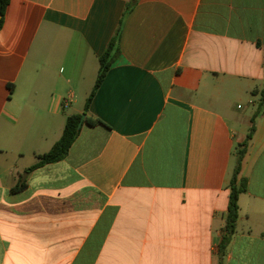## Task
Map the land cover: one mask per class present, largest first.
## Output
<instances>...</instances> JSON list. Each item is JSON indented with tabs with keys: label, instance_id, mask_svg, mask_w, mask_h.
<instances>
[{
	"label": "crops",
	"instance_id": "crops-1",
	"mask_svg": "<svg viewBox=\"0 0 264 264\" xmlns=\"http://www.w3.org/2000/svg\"><path fill=\"white\" fill-rule=\"evenodd\" d=\"M117 32L120 53L85 114L103 125L83 122L68 155L14 193L84 113ZM263 86L264 0H10L0 264H218L235 149ZM255 129L223 264H264V112Z\"/></svg>",
	"mask_w": 264,
	"mask_h": 264
},
{
	"label": "trees",
	"instance_id": "trees-1",
	"mask_svg": "<svg viewBox=\"0 0 264 264\" xmlns=\"http://www.w3.org/2000/svg\"><path fill=\"white\" fill-rule=\"evenodd\" d=\"M133 1L136 2L137 0H133ZM9 3H10V0H0V30L3 28L5 14H6V10L8 8ZM119 41H120V34L119 32H117L116 36L109 43L105 53L100 58V69L98 72L97 80H96V83L92 90L91 95L86 101L83 114H87L91 101L93 97L95 96V93L101 86L110 67L112 66L116 57L120 53ZM9 89L11 92H13L12 85H9ZM257 94L259 95V99L255 103L256 111L251 118L252 126L249 130V134L245 142L235 149L236 154L238 156V162L233 171L232 178H231L230 185H229L230 196H229L228 210L226 214V224H225V227L223 228L222 239L217 246L218 264H223V260L226 255V250L229 244L231 243L233 236L236 233L237 223H238V219L240 215V208H239L238 200H239L240 195L247 191L246 180L243 178H240L241 165H242L244 156L246 155L248 144L252 140L255 134V130H256L255 120L261 113L264 112V86L258 93L255 92L254 95H257ZM83 114H74L67 118L65 129H64L63 135L60 138V140L51 148L49 152L39 156V162L37 164L33 165L32 167L26 170L25 175L22 177L23 179L21 181V184L15 187L14 189H12L14 193L25 189L26 187L25 176L27 174L31 173L35 169L42 167L46 164L59 162L68 155L72 145L74 144L75 140L77 139L79 135L78 126L82 120ZM83 122L89 125H99V124L103 125L102 121L97 120V119H92L91 117H88V116L85 117Z\"/></svg>",
	"mask_w": 264,
	"mask_h": 264
},
{
	"label": "rangeland",
	"instance_id": "rangeland-1",
	"mask_svg": "<svg viewBox=\"0 0 264 264\" xmlns=\"http://www.w3.org/2000/svg\"><path fill=\"white\" fill-rule=\"evenodd\" d=\"M83 104H84V99H82L81 102H79L78 104H76L75 105V108L76 109H81V108H83ZM70 113L69 114L67 113V115H70ZM237 158H238V156H237Z\"/></svg>",
	"mask_w": 264,
	"mask_h": 264
},
{
	"label": "water",
	"instance_id": "water-1",
	"mask_svg": "<svg viewBox=\"0 0 264 264\" xmlns=\"http://www.w3.org/2000/svg\"><path fill=\"white\" fill-rule=\"evenodd\" d=\"M85 117H86V115L83 114V115H82V120H81V122L79 123V126H78V131L80 130V128H81V126H82V124H83V120L85 119Z\"/></svg>",
	"mask_w": 264,
	"mask_h": 264
},
{
	"label": "built area",
	"instance_id": "built-area-1",
	"mask_svg": "<svg viewBox=\"0 0 264 264\" xmlns=\"http://www.w3.org/2000/svg\"><path fill=\"white\" fill-rule=\"evenodd\" d=\"M68 106H69L68 104H65V105H64L65 108L68 107Z\"/></svg>",
	"mask_w": 264,
	"mask_h": 264
}]
</instances>
